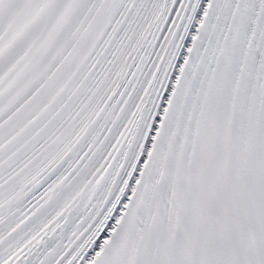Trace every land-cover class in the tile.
I'll return each mask as SVG.
<instances>
[{"label":"snow or ice","instance_id":"6c2138e0","mask_svg":"<svg viewBox=\"0 0 264 264\" xmlns=\"http://www.w3.org/2000/svg\"><path fill=\"white\" fill-rule=\"evenodd\" d=\"M0 264H264V0H0Z\"/></svg>","mask_w":264,"mask_h":264}]
</instances>
